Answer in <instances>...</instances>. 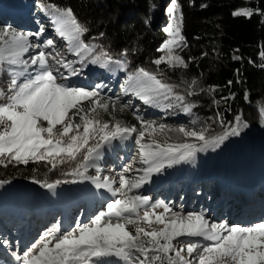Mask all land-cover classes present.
<instances>
[{
    "label": "snow or ice",
    "instance_id": "1",
    "mask_svg": "<svg viewBox=\"0 0 264 264\" xmlns=\"http://www.w3.org/2000/svg\"><path fill=\"white\" fill-rule=\"evenodd\" d=\"M37 7L49 18L55 36L66 42L67 53L73 56L70 58L57 46L55 36L44 35L43 24L37 31L0 25V74L6 83V87L0 86V165L43 162L50 166L49 171L68 165L70 170L61 169L65 179L49 182L33 177V183L55 194L60 184L89 181L113 199L106 203V211L95 214L88 223H77L62 233L54 226L40 235L29 251L20 254L13 250L15 264H264V221L250 226L211 222L203 211H174L169 204L153 202L148 195H129L153 182L154 174L161 178L173 165L194 163L198 152L222 150L226 141L241 137L249 128L240 114L235 115L234 121L226 122L220 113L216 114L219 132L209 131L210 126L197 128L195 120L191 128L173 127L146 118L140 114L141 105L134 104L138 100L143 106L176 109L189 115L196 107L187 97L196 95L198 81L185 82L187 87L181 94L176 91L179 85L168 83L160 71L162 64L173 69L189 67L178 51L187 47L181 4L170 0L166 8L169 19L162 29L166 38L157 48L161 55L152 60L156 66L152 71L144 67L129 70L127 48L113 55L92 42L98 37L86 40L90 29L79 21L71 7L44 2ZM255 12L264 17V9L257 8ZM232 15L251 18L254 9L241 7ZM104 35L99 33V37ZM259 58L258 66L264 69V46ZM232 59L241 61L243 57L234 54ZM248 63L256 61L250 59ZM89 65L96 67L86 72ZM121 71L126 78L119 87L129 97L126 102L119 95L113 99L104 94L109 85L103 80H111L112 74ZM97 72L101 82H80L81 76ZM243 82L237 69L236 79L228 80L227 85ZM216 90L214 85L199 87L200 92L212 96L217 106L221 100L227 104L234 99V94H230L217 100ZM125 109H135L132 115L138 124L117 118L116 111L124 113ZM105 114L112 117L111 121L103 118ZM129 139L139 146L138 158L134 157L117 173L119 181L103 175L100 162L106 149L118 147L113 141ZM136 164L140 166L134 167ZM93 168L95 174L89 175ZM133 171L139 175L129 179L126 174ZM8 183L0 180V187ZM81 191L91 189L85 185ZM141 222H155L163 227L158 231L141 227L132 231L128 227ZM2 243L11 247L7 240Z\"/></svg>",
    "mask_w": 264,
    "mask_h": 264
},
{
    "label": "trees",
    "instance_id": "2",
    "mask_svg": "<svg viewBox=\"0 0 264 264\" xmlns=\"http://www.w3.org/2000/svg\"><path fill=\"white\" fill-rule=\"evenodd\" d=\"M35 10L44 3H56L60 6L71 7L80 22L86 23L90 29L86 40L98 37L92 41L100 45L105 51L113 55L127 48L130 68L144 67L150 71L156 70L152 60L161 53L157 48L166 38L163 27L168 22L166 12L170 0H27ZM182 6L184 14L183 34L187 40V47L178 50L189 64L187 69H173L165 64L160 66L163 77L168 83L179 85L176 91L184 94L187 84L193 79L198 81L196 95L187 97L195 103L191 115L176 109H168L169 119L157 121L170 126H189L197 121L196 127L210 126L209 131L219 132L217 113L222 114L226 122L234 121L240 114L249 128L242 133L247 142L256 151L264 146V69L259 64V51L264 46V17L255 12V9H264V0H177ZM241 7H251L254 15L251 18L233 16L232 13ZM104 32L103 37L99 33ZM239 49V52L236 50ZM135 50V51H133ZM207 55H204V54ZM234 54L243 59H232ZM250 59L256 64L248 63ZM240 69L243 83L227 85L228 80L236 79V70ZM122 76H126L121 71ZM126 77H123V80ZM217 86L215 99L234 94L227 104L222 100L219 106L212 102V96L200 92L199 87ZM0 86H5V77L0 74ZM245 93L248 98L245 99ZM158 111L161 109L153 108ZM135 109H125L124 113L116 111L118 119L138 124L132 112ZM141 115H144L140 113ZM148 119L151 115H144ZM105 120L112 117L104 115ZM78 119V118H77ZM181 119V120H180ZM178 123H174L175 121ZM216 120L217 123H213ZM182 121V122H181ZM174 135V134H170ZM162 139V137H161ZM238 138L226 141V148L231 151ZM138 146L135 141H132ZM177 142L169 140V143ZM113 143H122L119 140ZM50 166L43 162L29 165L7 164L0 165V180L26 181L33 183V177L41 181L53 182L56 179H65L61 169L70 170L68 165H58L49 171ZM89 175L94 171L89 169ZM36 184V183H35ZM134 194V190L129 193ZM154 221V217H152ZM131 229L130 226H128ZM132 230V229H131Z\"/></svg>",
    "mask_w": 264,
    "mask_h": 264
},
{
    "label": "rangeland",
    "instance_id": "3",
    "mask_svg": "<svg viewBox=\"0 0 264 264\" xmlns=\"http://www.w3.org/2000/svg\"><path fill=\"white\" fill-rule=\"evenodd\" d=\"M30 3V2H29ZM0 5H2V7L5 9V10H8V12H1L0 11V25H3V23L4 24H7V23H10L11 25H13L14 23L11 21V17H9V15L8 14H12L11 13V11L12 12H15L14 14H12L13 16H12V18H17V17H22L24 20L23 21H25L26 22V24L27 25H23V26H19L18 27V29L19 30H22L21 28H29V31H37L38 30V28L40 27V25L41 24H43L44 25V27H47L48 26V24H49V18H47L42 12H40V11H38V12H36L35 11V9L32 7V5H31V3H30V5L29 4H27V3H25V2H23L22 0H0ZM24 11V12H23ZM7 20V21H6ZM6 23H5V22ZM39 22V23H38ZM51 33H55L54 32V29L52 28V31H51ZM48 34H50V32L48 31V30H46L45 31V36H48V37H53L54 35H48ZM62 44H64V46H67V45H65L66 43H64V42H62L61 43V45ZM61 45L59 46V48H61V50H63L64 49V46L63 47H61ZM65 53V52H64ZM66 55H68L70 58L73 56V54H69V53H65ZM94 67H96V66H93V65H89L88 66V69H86L85 71L86 72H88L89 71V69H92V68H94ZM99 71H103V70H98V72ZM98 72L97 73H92L91 75H86V76H81L79 79H80V82L81 83H83V84H88V85H90V84H94V83H99V82H101V78L98 76ZM123 77H126V76H122L119 72H117V73H115V74H112V79L111 80H107V79H105V80H103L104 82H106L105 84H108L109 85V87L108 88H106V89H104V94L105 95H110V96H112L113 97V99H115L116 98V96L117 95H119L120 96V100L122 101V102H126L127 101V99L129 98V97H126V96H124L123 94H122V92H121V90H120V87H119V84L120 83H122L123 82ZM73 80H76L77 78H75V77H73L72 78ZM125 79V78H124ZM134 102V104H138V105H141V110H140V113H142V114H144V115H151V118H153L154 120H156V121H164L165 119H169V117H170V115H169V112H166V110H162V111H153L152 110V108L151 107H148V106H143L142 105V102H140V101H138V100H134L133 101ZM181 120V119H180ZM182 122V121H181ZM174 123H178V121L176 120ZM175 127H179V126H175ZM185 127H188V128H190L189 126H185ZM238 138V140H237V143L235 144L236 145V147L238 148V150L241 152V153H246L247 154V156L248 157H250V160H251V165H252V167L255 169V171H257L256 173H258L259 175H262V176H264V173H261V172H259V170H261V168H257V165H260L261 163H264V154H263V152H264V148H261V155L262 156H259V157H257L256 156V154H255V152L252 150V149H250V148H252V147H250V145L247 143V140H246V138H245V136L242 134V136L241 137H237ZM133 141V139H129L128 141H124V143H123V145L122 146H127L128 147V157H127V160L125 161V162H121L119 165H118V169H117V172H121L122 171V169H123V167L124 166H126L127 164H129V163H131L132 162V160H133V158L135 157V158H138L137 157V152H138V147L139 146H135L134 145V143L132 142ZM114 146H115V144H113ZM120 149V150H119ZM111 152H112V154L113 153H117V155L118 154H122V153H120L121 152V148L120 147H111ZM219 150V149H218ZM218 150H217V153H218ZM240 153V154H241ZM122 156V155H121ZM235 161V159H232V160H230L229 159V164L231 165V168L233 167V164H232V162H234ZM217 163V162H216ZM254 164H255V166H254ZM216 165V164H215ZM220 166L221 167H223L222 166V162L220 163V164H218V170H220L223 174H224V172H223V170H221L220 169ZM134 167H139V165L138 164H136ZM168 169V168H167ZM165 172V171H164ZM167 172V171H166ZM190 173H194V174H199L200 175V170H185V175H188V174H190ZM163 174V173H162ZM183 174V175H184ZM128 177L130 176L131 177V179H134L136 176H137V173L136 172H134V173H132V172H129V173H127L126 174ZM109 176V175H108ZM200 176H203V177H206V176H204V175H200ZM173 178H175V176H171L170 178H169V180L170 179H173ZM207 178V177H206ZM223 180H225V174L223 175V178L222 179H218V180H216V182H223ZM117 181H119V179H117ZM21 184H23V183H15V184H11V183H8V184H5L3 187H0V189L1 188H4L5 186H16V187H18V185H21ZM68 185L69 184H64V185H62V184H60V185H58L57 187L58 188H67L68 187ZM32 189H35V187L34 186H32V185H29ZM6 188V187H5ZM4 188V189H5ZM39 190V191H38ZM22 191H26V192H28L29 194H32L33 195V193H31L30 191H27V190H22ZM36 192H38V194H40L41 193V191L42 190H40V189H38V188H36V190H35ZM104 191V190H103ZM75 193H78V194H80V195H78V198H80V197H84V196H86V192L85 191H77V192H75ZM88 193H90V192H88ZM88 193H87V195H88ZM104 193V192H103ZM135 193L136 194H141V192L139 191V189L138 190H135ZM91 194V193H90ZM194 194V193H193ZM0 195H1V193H0ZM142 195V194H141ZM14 196L15 195H12V196H7L6 198H7V200L9 201V200H13V198H14ZM106 197H108L107 196V194L105 195ZM149 196V195H148ZM68 197H70V196H68ZM68 197H61V199L62 198H68ZM151 197V196H150ZM5 198V199H6ZM72 198V197H71ZM151 199H152V201L153 202H162V203H167L165 200H155V199H153L152 197H151ZM81 200V199H80ZM2 201V200H1ZM170 205V204H169ZM4 207V205H2L1 207H0V209H2ZM178 209H179V207H178ZM182 209H184V208H182ZM181 210V209H180ZM189 210H193L192 209V207L189 209ZM161 211H163V209L161 210V209H158V211L157 212H161ZM3 213H6L7 215H8V213L9 214H11V213H13V211H5V212H3ZM227 213V212H226ZM22 215H27L26 214V212H22ZM140 215L142 216L143 215V212L141 211V213H140ZM30 217H27V219H29ZM86 220V219H85ZM219 220H220V218H219ZM86 221H88V220H86ZM231 224H237V223H231ZM240 225H243V226H250V225H252V224H240ZM74 226H75V224H74ZM73 226V227H74ZM130 227H131V229L133 230V229H135L136 227H141V228H143V229H145V231H153L152 229L153 228H148L147 229V227H144V225H142V224H137V225H129ZM16 230V228L14 227V226H12V225H8L7 227H4V226H2L1 224H0V233L1 232H13V235H14V231ZM71 230V229H70ZM48 231V230H47ZM156 231H158V230H156ZM34 242V241H33ZM32 244V243H31ZM29 245V244H28ZM10 262H11V264H14L13 262L14 261H12V260H10Z\"/></svg>",
    "mask_w": 264,
    "mask_h": 264
},
{
    "label": "bare ground",
    "instance_id": "4",
    "mask_svg": "<svg viewBox=\"0 0 264 264\" xmlns=\"http://www.w3.org/2000/svg\"><path fill=\"white\" fill-rule=\"evenodd\" d=\"M0 9L5 10L2 7V5H0ZM11 13L14 14L15 12L11 11ZM66 52L67 51H65V53ZM240 153H239V155H237L235 161L232 162L233 167H232L230 172H232V175L234 176V175L237 174V169H238L240 174L243 177L247 178L246 181L247 180H252V179H254L253 177H255L257 175V173H256L257 171H255V169L252 167L250 157H248L246 153H241V154ZM228 162H229V160H228ZM218 164H219V162L217 161V163H216V165L214 167H212V168L211 167H207V169H205L206 174L209 175L210 177L215 176V172L214 171H216V168L218 167ZM254 166H255V164H254ZM167 170L168 169H166L164 173H166ZM261 172H263V171H261ZM210 177H208V178H210ZM182 178L190 179V181L187 182V184L185 185L184 189L181 191V192L186 191L188 193V195H189V197L186 199V202H185V205H184V209H181V210H180V208L178 209V207L176 205H174L173 203H171L170 206L173 208L174 211H182L184 213H188V212L199 213V212H201L202 210H200L197 205H195V209L193 208V210H189L192 207L191 205H189V203H191V201H190L191 195L193 196L194 195L193 193L195 191H197V189H198L197 186L200 183V181H196L197 176L195 174H189V175H185L184 174ZM173 179H175V178H173ZM173 179H170V180H173ZM162 184H164V182L161 183V184L157 183L156 184V189L157 190L161 189ZM222 186H223V188H226V189H231L232 188V186L229 184V181H226V180H223ZM100 192L103 193V190L100 191ZM44 194L46 195L45 198L36 199L32 194H29L26 191H22L19 195L16 196L14 202H12V201L10 202L9 206H10V208H13V210H14L13 211V210L10 209V211H13L14 214H16L17 216H20L21 219H22V218H24V215H22V212H26L27 215L34 214L35 207H39L40 204H42L46 208V209L42 210V214L41 215H44V214L48 213L49 211L55 213L56 210H60L61 212H64V214H66L67 211L70 209V207L58 204V201L62 202L63 200L61 201V198L59 197V195H56V193L51 195V196L48 195L46 192H44ZM88 194H90V193H88ZM78 195H80V194L74 193L72 198L68 197V199H67V200L71 201V202L68 203V205L72 206V210H73V208L75 206V209H74V214L75 215H77L79 213V209H77V208H78V205L80 204V202L82 200V197L78 198ZM0 197H4V196L1 194ZM200 203L204 206V201L202 199L200 200ZM100 207H101V205H99V206H97L95 208H91V209H89V211H95L96 209H99ZM7 208L8 207L5 205L1 210L7 209ZM208 209L209 208H205V210L203 212H205L207 218L211 222H217V223L222 222L218 213L212 212V210L208 211ZM227 211L230 212V214L228 213L229 216H230L229 218L230 219H234V211H232V210H227ZM1 214L2 213H0V215ZM219 218H220V220H219ZM21 221L25 222V220H21ZM88 222H89V220L86 221L85 219H83V221H82V223H88ZM0 224L3 225V223L1 221H0ZM74 227H76V224H75ZM74 227H72V228H74ZM72 228L65 229L62 232L69 231ZM2 240H5V239H2ZM34 242H36V241L34 240ZM0 244H3L1 240H0ZM30 247H31V243H29V245H27L25 247V249L23 247L22 251L23 252L29 251ZM0 250H2L4 254H8V255H11V252H12V251H9L8 248H3L1 245H0Z\"/></svg>",
    "mask_w": 264,
    "mask_h": 264
},
{
    "label": "clouds",
    "instance_id": "5",
    "mask_svg": "<svg viewBox=\"0 0 264 264\" xmlns=\"http://www.w3.org/2000/svg\"><path fill=\"white\" fill-rule=\"evenodd\" d=\"M16 182H20V181H16ZM23 182H26V181H23ZM15 183V182H14ZM20 183H22V182H20ZM12 184V183H11Z\"/></svg>",
    "mask_w": 264,
    "mask_h": 264
}]
</instances>
